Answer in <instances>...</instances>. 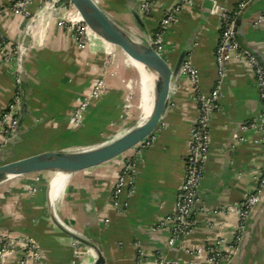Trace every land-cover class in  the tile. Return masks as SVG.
Returning <instances> with one entry per match:
<instances>
[{
  "label": "crops",
  "instance_id": "1",
  "mask_svg": "<svg viewBox=\"0 0 264 264\" xmlns=\"http://www.w3.org/2000/svg\"><path fill=\"white\" fill-rule=\"evenodd\" d=\"M14 1L0 0V38L8 49L23 45L25 49L14 61L0 55V114L12 99L19 76L28 115L19 127L17 142L9 154H0V162L91 149L124 134L131 106L126 83L130 67L117 48L96 38L84 52L57 24L55 13L43 9L42 0L30 2L27 17L10 9ZM95 1L109 17L134 29L128 15L131 0ZM244 1L190 0L181 8L177 24L163 34V59L173 65L180 51L188 49L187 60L197 70L202 94L209 93L217 81L214 50L219 12H237ZM176 2L158 0L150 16L141 15L148 33ZM237 14L242 18L236 40L264 69V0L247 1ZM230 58L218 109L210 116V150L193 206L196 226L185 239V250L168 247L170 233L157 229L159 221L173 212L198 116L192 87L182 76L174 82L168 111L146 147L68 177L42 172L1 183L0 236L13 232L34 239L42 264H93L96 260L88 247L66 235L60 225L92 242L105 264H135L136 243L147 254L185 263L193 260L191 249L216 240L232 252L227 264H264V191L240 232L234 212L218 213L242 203L264 170V143L255 141L259 132L242 130L261 112L253 70L239 51ZM100 79L106 84L104 92L91 103L83 121L72 124L76 104ZM125 157L132 158L136 176L131 192L125 189L121 195L122 209L117 213L110 204L111 189ZM57 182L62 185L60 197L52 191ZM19 253L16 245L6 264H18Z\"/></svg>",
  "mask_w": 264,
  "mask_h": 264
},
{
  "label": "built area",
  "instance_id": "2",
  "mask_svg": "<svg viewBox=\"0 0 264 264\" xmlns=\"http://www.w3.org/2000/svg\"><path fill=\"white\" fill-rule=\"evenodd\" d=\"M32 0H15L10 9L23 17L28 16V6ZM190 0H177L173 8L167 12L159 21L156 29L148 33L149 43L153 50L162 58L164 51L165 30L171 25L177 24L179 13L185 3ZM245 0L238 6L241 10ZM43 9L55 13L57 24L62 27L64 32L68 34L72 40L76 42L81 50L88 51L94 44L95 39H99L92 34L90 30L79 18L76 10L69 4L68 0H42ZM158 0H138L139 13L142 16L148 17L151 14L152 7ZM213 6V10L215 9ZM3 10L0 9V13ZM237 13V12H235ZM234 21L231 20L228 12H219V39L214 50V58L216 62V83L209 93L202 94L198 90V73L193 65L187 60L181 69L180 76L190 84L193 90V97L198 105V116L196 124L191 130L190 139L188 142V154L184 160L185 174L183 181L176 193L172 213L165 216L157 224V229L167 230L170 235L167 239L168 247H177L185 250V239L190 234V231L196 226V222L192 218L193 206L198 194V187L203 177L204 164L208 158L210 150L209 126L210 116L213 111L218 109L219 91L221 88L222 78L225 73L226 65L230 61V55L233 52H240L248 59V64L253 70V79L257 89V96L261 102V112L259 116L251 117L248 124L242 127L243 131L254 129L259 132L255 141L264 143V69L259 61L246 50H242L239 46L235 32L233 31ZM7 43L0 38V55L5 61H14L17 56V49H8ZM17 84L16 91L9 101L7 107L0 114V150L6 145L12 133L15 130L20 111L21 100V84L19 76L15 77ZM106 88L105 82L101 79L96 81L90 91L76 104L71 117L72 124H79L85 117V114L96 99H98ZM152 138V137H151ZM150 138V139H151ZM150 139L145 141L139 147H146ZM138 147V148H139ZM137 149V148H136ZM118 179L114 183L111 191L110 204L113 210L117 213L121 211L122 204L120 197L123 192L128 190L131 192L132 181L136 176V168L131 157H125L120 166ZM34 191V188L31 192ZM264 191V170L257 179L255 188L249 192L246 198L236 206H227L222 208L218 213L232 211L239 220L237 230L240 232L244 229L249 219L255 212V207L259 203L261 195ZM210 224L209 221L206 222ZM236 235L235 243L239 239ZM0 264H6L9 257L12 255L16 245L20 247L18 255V264H42V257L36 241L32 238L18 236L15 233H4L0 236ZM189 254L193 257L192 261L181 263L177 261L169 262L160 255L147 254L140 249L138 244H135V264H227L232 252L223 248L222 241L216 240L213 244L204 247L191 249Z\"/></svg>",
  "mask_w": 264,
  "mask_h": 264
},
{
  "label": "water",
  "instance_id": "3",
  "mask_svg": "<svg viewBox=\"0 0 264 264\" xmlns=\"http://www.w3.org/2000/svg\"><path fill=\"white\" fill-rule=\"evenodd\" d=\"M131 1L128 15L134 25L133 30L109 17L95 0H68L92 34L114 48H118L127 58L136 64H140L150 73L147 78L152 81L154 97V107L150 116L139 123L138 126L117 137V139L100 144L95 148L72 153L34 154L30 157L9 162H0V184L36 173L46 172L68 177L80 171L96 168V166L115 160L119 156L138 148L160 128L171 103L170 94L174 87L173 84L181 74L182 66L187 61L189 51L188 49L181 50L173 65L157 54L149 43L145 23L139 13L138 0ZM241 18L242 14L234 21V32L240 25ZM24 49L25 45L20 46L17 50L18 55ZM245 50L251 54L250 50ZM150 76H152V80ZM24 94L21 84L20 111L17 125L6 145L0 150V154H9V149L17 142L19 127L28 115V106ZM60 229L75 242L85 245L95 254L96 260L93 264H105L104 257L92 242L74 235L62 225H60Z\"/></svg>",
  "mask_w": 264,
  "mask_h": 264
},
{
  "label": "bare ground",
  "instance_id": "4",
  "mask_svg": "<svg viewBox=\"0 0 264 264\" xmlns=\"http://www.w3.org/2000/svg\"><path fill=\"white\" fill-rule=\"evenodd\" d=\"M127 60H129L130 66L133 67L134 71L138 73L139 81L141 82L142 85V92L140 96V111L139 110L138 111L140 112L141 115V122H143L150 116L154 107L153 84L152 81L148 80L147 78V75H150L149 72H147L140 64L138 63L136 64L134 61L130 60L129 58H127ZM150 77L152 80V76ZM61 182H57L53 185L52 191L54 192V197L59 196L60 190L62 188Z\"/></svg>",
  "mask_w": 264,
  "mask_h": 264
},
{
  "label": "rangeland",
  "instance_id": "5",
  "mask_svg": "<svg viewBox=\"0 0 264 264\" xmlns=\"http://www.w3.org/2000/svg\"><path fill=\"white\" fill-rule=\"evenodd\" d=\"M117 50L118 52L121 53V56H123L124 60L128 62L129 67H130L129 75L126 78V83L128 86V90L130 92L129 103L131 104L130 109L127 110V114H128L127 116L128 124L127 125L128 126L126 128V131H128L138 126L139 123L141 122V115L139 111H140V96L142 92V85H141V82L139 81L138 73L134 71L133 67L130 66V63H129V60H127V57L118 48Z\"/></svg>",
  "mask_w": 264,
  "mask_h": 264
},
{
  "label": "trees",
  "instance_id": "6",
  "mask_svg": "<svg viewBox=\"0 0 264 264\" xmlns=\"http://www.w3.org/2000/svg\"><path fill=\"white\" fill-rule=\"evenodd\" d=\"M236 12V10H234V11H231V12H228V14H229V16H230V18H231V20H233V21H235L236 20V18H237V13H235ZM238 12V11H237Z\"/></svg>",
  "mask_w": 264,
  "mask_h": 264
}]
</instances>
